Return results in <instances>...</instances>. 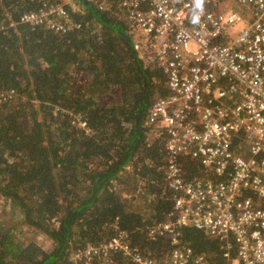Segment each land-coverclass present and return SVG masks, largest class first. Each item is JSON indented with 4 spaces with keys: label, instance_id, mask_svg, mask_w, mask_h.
Masks as SVG:
<instances>
[{
    "label": "trees",
    "instance_id": "1",
    "mask_svg": "<svg viewBox=\"0 0 264 264\" xmlns=\"http://www.w3.org/2000/svg\"><path fill=\"white\" fill-rule=\"evenodd\" d=\"M79 1V29L56 35L19 23L43 2L0 0V89L14 93L0 101V198L51 246L17 243L0 225V264H129L117 253L78 254L119 232L146 258L163 262L172 250L169 237L149 232L173 204L164 138L149 145L144 128L155 99L169 94L166 75L137 58L118 0L108 11ZM232 148L243 152L237 140ZM180 163L187 182L206 178L197 161ZM179 238L208 264H227L218 239L195 229Z\"/></svg>",
    "mask_w": 264,
    "mask_h": 264
},
{
    "label": "built area",
    "instance_id": "2",
    "mask_svg": "<svg viewBox=\"0 0 264 264\" xmlns=\"http://www.w3.org/2000/svg\"><path fill=\"white\" fill-rule=\"evenodd\" d=\"M44 7L19 23L56 35L78 30L79 0H37ZM108 11L107 0H82ZM133 51L144 66L166 75L169 94L158 97L144 121L145 141L164 138L168 220L151 235H166L163 262L142 256L119 232L78 254L129 264H208L182 245L179 232L195 229L223 243L227 264H264V0H118ZM0 89V101L13 96ZM73 124L83 129L79 115ZM234 140L243 152L232 148ZM197 161L206 178L187 182L180 159Z\"/></svg>",
    "mask_w": 264,
    "mask_h": 264
},
{
    "label": "rangeland",
    "instance_id": "3",
    "mask_svg": "<svg viewBox=\"0 0 264 264\" xmlns=\"http://www.w3.org/2000/svg\"><path fill=\"white\" fill-rule=\"evenodd\" d=\"M0 225L14 230L17 243L33 240L39 247L47 251L51 248L50 241L43 235L35 234L22 224L18 212L13 209L11 203L0 198Z\"/></svg>",
    "mask_w": 264,
    "mask_h": 264
}]
</instances>
